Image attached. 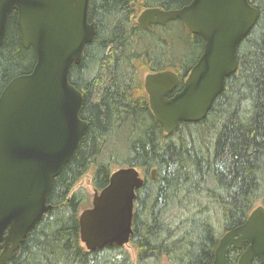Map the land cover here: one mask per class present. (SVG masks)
Wrapping results in <instances>:
<instances>
[{"label": "trees", "instance_id": "16d2710c", "mask_svg": "<svg viewBox=\"0 0 264 264\" xmlns=\"http://www.w3.org/2000/svg\"><path fill=\"white\" fill-rule=\"evenodd\" d=\"M192 2L90 0L96 34L69 72L84 94L80 117L89 127L53 181L52 210L8 264H134L126 247L88 252L81 243L79 218L91 197L76 187L89 173L101 192L115 170L141 172L129 244L136 264H213L220 239L264 207V0H249L258 21L238 48L236 73L203 121L181 123L167 135L151 111L145 75L172 71L181 91L205 40L181 21L144 28L138 18L147 9L180 10ZM36 61L13 12L0 48V95L13 79L32 73ZM240 254L232 249L228 264H238Z\"/></svg>", "mask_w": 264, "mask_h": 264}, {"label": "water", "instance_id": "95a60500", "mask_svg": "<svg viewBox=\"0 0 264 264\" xmlns=\"http://www.w3.org/2000/svg\"><path fill=\"white\" fill-rule=\"evenodd\" d=\"M90 0H0V48L9 18L18 14L23 46L35 51L32 73L13 79L0 95V264H8L31 230L52 210L55 178L75 155L89 123L80 117L84 94L70 83L95 26ZM259 18L249 0H193L180 10L147 9L144 28L181 21L205 40L204 52L181 91L172 71L148 74L144 87L154 117L171 135L181 123L203 121L238 69L237 51ZM156 170L152 171L155 180ZM144 185L134 167L113 172L109 185L95 191L92 206L79 218L81 243L88 252L130 244L137 191ZM264 264V207L219 241L213 264Z\"/></svg>", "mask_w": 264, "mask_h": 264}, {"label": "rangeland", "instance_id": "374dc122", "mask_svg": "<svg viewBox=\"0 0 264 264\" xmlns=\"http://www.w3.org/2000/svg\"><path fill=\"white\" fill-rule=\"evenodd\" d=\"M80 187H83L84 189L87 190V192L89 193V195L91 197V205H92L95 190L92 186V174L91 173L87 174L85 177H83L81 179V181L78 183L76 189H78ZM126 249L130 252L132 259H133V263L136 264L137 251L131 245L126 246Z\"/></svg>", "mask_w": 264, "mask_h": 264}]
</instances>
